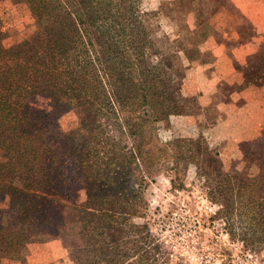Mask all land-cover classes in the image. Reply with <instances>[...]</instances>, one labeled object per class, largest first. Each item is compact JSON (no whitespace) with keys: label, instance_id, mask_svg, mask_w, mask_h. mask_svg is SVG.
<instances>
[{"label":"rangeland","instance_id":"rangeland-1","mask_svg":"<svg viewBox=\"0 0 264 264\" xmlns=\"http://www.w3.org/2000/svg\"><path fill=\"white\" fill-rule=\"evenodd\" d=\"M131 1L149 19L143 26H129L117 34L121 55L131 58L145 53L150 72L161 75L170 93L154 123L167 154L152 164L143 191L145 212L131 216L130 221L147 226L168 264H264V249L254 250L249 243L245 208L239 212L234 196L231 204L227 195L216 198L211 193L226 185L228 177L234 186L242 182L246 188L254 180H264V63L256 55L264 50V0H242L245 7L240 14L230 13L237 11L231 0ZM233 26L243 28L247 38L225 40L219 35ZM34 28L35 18L27 4L0 0L4 46L19 42ZM209 35L225 42L219 57L205 43ZM245 39L246 46L239 44ZM36 103L43 111L44 140L38 152L58 165L64 199L80 203L84 191L77 153L67 134L78 126L81 112L55 98H38ZM145 109L151 117L149 107ZM100 129L108 138L115 135L106 125ZM197 138L216 161H204L201 170L185 158L176 165L174 157L184 153L175 152L176 141ZM132 140L140 141L141 136ZM32 184L33 171L25 152L0 148V244L5 248L15 249L18 239L11 232L19 228L18 202L30 196ZM257 186L254 191L264 196L260 183ZM249 196L245 191L241 201L247 202ZM52 214L65 223L23 239L12 255L0 258V264H76L70 248L81 242L80 228L60 205L52 208Z\"/></svg>","mask_w":264,"mask_h":264},{"label":"trees","instance_id":"trees-1","mask_svg":"<svg viewBox=\"0 0 264 264\" xmlns=\"http://www.w3.org/2000/svg\"><path fill=\"white\" fill-rule=\"evenodd\" d=\"M13 1L27 4L35 28L9 47L2 44L0 31V148L25 152L33 171V186L30 196L18 202L19 228L11 232L18 239L15 249L5 248L1 242L0 258L12 255L23 239L62 226L65 222L51 215L52 208L60 205L80 228L81 242L70 248L76 264H123L129 260L134 264H168L147 226L131 222L130 217L145 212L143 191L152 164L167 154L157 139L154 123L170 92L161 75L150 72L147 55L124 58L116 38L129 26H143L149 15L131 0H72L71 4L65 0ZM249 35L255 39L251 31ZM256 55L264 63V50ZM43 97L64 100L81 112L78 126L67 134L77 153L84 191L80 203L64 199L58 165L38 152L44 140L43 111L36 99ZM146 106L153 113L151 117ZM105 125L115 131L113 137L104 136L100 128ZM137 136H141L140 141L132 140ZM175 147V152H184L174 157L176 165L185 158L201 170L204 161H216L199 138L178 140ZM225 179L227 184L211 193L216 198L227 195L231 204V198L236 197L239 212L245 208L249 216V243L261 251L264 196L254 190L258 183L264 190V180H254L246 188L242 182L234 186L230 177ZM245 191L250 196L243 203ZM255 209L257 212H250Z\"/></svg>","mask_w":264,"mask_h":264},{"label":"crops","instance_id":"crops-1","mask_svg":"<svg viewBox=\"0 0 264 264\" xmlns=\"http://www.w3.org/2000/svg\"><path fill=\"white\" fill-rule=\"evenodd\" d=\"M231 1L233 3L232 4L233 8L237 9L236 12L230 11L231 14H234V13L240 14L244 11L245 5H244L242 0H231ZM222 11L227 12L224 8L222 9ZM219 32H220L219 35L223 36V38H225V40L228 38H232L234 40L240 39V38L241 39L247 38L245 35L246 33L243 30V28H240L238 26H235V27L233 26L231 28H224L223 31H219ZM211 36L212 35H209L206 37L205 43H207V44L209 43L210 45H212V48L215 50V54L218 55V57H219V55L224 52V48H222V47L225 46V42L215 40V38L217 37L216 35H215V37H211ZM239 44L246 46L247 45L246 39L243 41L241 40L239 42Z\"/></svg>","mask_w":264,"mask_h":264}]
</instances>
